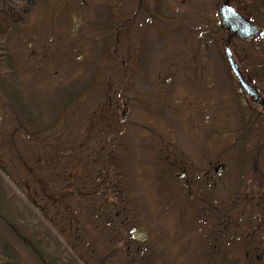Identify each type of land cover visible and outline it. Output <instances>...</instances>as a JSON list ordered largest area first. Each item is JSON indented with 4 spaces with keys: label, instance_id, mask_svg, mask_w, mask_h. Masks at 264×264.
Segmentation results:
<instances>
[{
    "label": "rangeland",
    "instance_id": "obj_1",
    "mask_svg": "<svg viewBox=\"0 0 264 264\" xmlns=\"http://www.w3.org/2000/svg\"><path fill=\"white\" fill-rule=\"evenodd\" d=\"M241 1L31 6L0 69V260L40 264L26 234L76 264H264V111L224 48L264 97L262 54L219 15Z\"/></svg>",
    "mask_w": 264,
    "mask_h": 264
},
{
    "label": "trees",
    "instance_id": "obj_2",
    "mask_svg": "<svg viewBox=\"0 0 264 264\" xmlns=\"http://www.w3.org/2000/svg\"><path fill=\"white\" fill-rule=\"evenodd\" d=\"M17 0H0V69H3L2 67H4L5 65V48H4V37L8 34V32L10 31L11 28H13L15 25L21 23L24 19V17L26 16L28 10L31 8V6L37 1V0H25L21 3H15ZM19 1V0H18ZM230 3V2H229ZM240 7V11L241 13H243L248 19H250L252 22L256 23L259 25V27L261 28L260 34L258 37H256L255 39L259 40V48H260V54H262L261 60L259 59V62L257 64H255V67L259 70L258 71V77L263 78L264 79V0H243L241 1V3L239 4ZM257 73V72H256ZM0 74H1V70H0ZM80 97L79 93H70V98L68 101V105L71 106L73 105L75 102H77L76 100H78V98ZM27 122V121H26ZM19 124H21V126H24L25 129H27L32 136H35L36 139L40 133H37L40 131V128H34V130H29L25 123H21L19 121ZM88 134H90V131H88ZM96 138L94 137V140ZM108 154V153H105ZM20 156V155H18ZM86 158V157H85ZM108 158L115 160V155H110L108 156ZM21 162H23V166L30 172L32 173V170L29 168L28 165H26L23 161L22 158H20ZM116 161V160H115ZM115 161H112L111 163H115ZM100 163H102V165L104 167H106L107 173L105 175V178H103L102 180L107 182L110 181V179L112 180V182H115L114 184H112V186L114 187H118L116 184V182H127L125 181V177L124 174H117L118 172H125L124 168L119 165V167L121 166V170L119 171L118 167V172L117 173H113L111 172V170H113L114 165H110L109 163H107L105 160L100 161ZM108 165H110V167H108ZM117 166V165H116ZM108 168V169H107ZM117 176H120L117 178ZM98 178H102V176H99ZM110 178V179H109ZM109 179V180H108ZM123 179V180H121ZM119 190V189H118ZM105 194V193H104ZM102 194V196H108V195H104ZM101 195V194H98ZM243 195V194H242ZM88 197V196H87ZM31 200H33L34 198L30 197ZM200 197L199 200H194L195 202H204V206L209 205L210 207V211L213 212V214L211 216H213V218L218 217L219 213H222V217L224 216V214H227L226 212L228 210H230V208L228 207H234V204L236 203V201H231L232 203H227L229 201V199L225 200L226 205H228V207H220L221 205H217L218 202L217 201H213V200H209L207 201V199L204 197L202 198ZM244 201H248V194H244ZM242 199V200H243ZM106 203L109 204L111 202H109V198H107ZM240 201V200H239ZM238 202V201H237ZM45 212V211H44ZM215 221V219H214ZM220 221V220H219ZM222 223V222H221ZM220 223V224H221ZM223 224V223H222ZM261 222L260 224H258V226H261ZM21 238L23 239L24 243L26 245L29 246V248L32 250V252L34 253V255H36V257L38 258L40 264H76L74 262V260H72V258H69L67 254H64L65 251L63 250V253H58V255H56V257H47L48 254L47 250L43 249L42 247L38 246L33 240L29 239V236H27L26 234L21 235ZM73 262V263H72ZM0 264H13L12 261L10 259H1L0 260Z\"/></svg>",
    "mask_w": 264,
    "mask_h": 264
},
{
    "label": "water",
    "instance_id": "obj_3",
    "mask_svg": "<svg viewBox=\"0 0 264 264\" xmlns=\"http://www.w3.org/2000/svg\"><path fill=\"white\" fill-rule=\"evenodd\" d=\"M219 13L223 28L233 33L235 36L252 39L254 36L259 34L258 26L246 19L232 5L226 3L222 4L220 6ZM225 54L233 74L236 76L245 93L252 101L260 104L264 109V98L260 96L255 86L245 79L229 46L225 47Z\"/></svg>",
    "mask_w": 264,
    "mask_h": 264
}]
</instances>
